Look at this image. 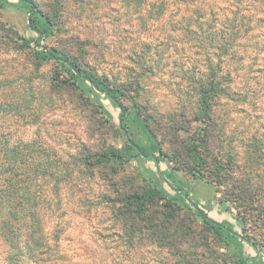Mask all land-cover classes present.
I'll return each mask as SVG.
<instances>
[{
	"label": "rangeland",
	"instance_id": "1",
	"mask_svg": "<svg viewBox=\"0 0 264 264\" xmlns=\"http://www.w3.org/2000/svg\"><path fill=\"white\" fill-rule=\"evenodd\" d=\"M31 1L54 24L53 36L42 42L43 48L56 49L120 89L123 107L148 117L164 153L170 152L166 132L175 116L196 104L198 86L192 80L207 74L208 60H215V47H209L212 43L201 44L198 34L177 29L195 30L193 24L198 23L211 38L226 27L229 13L225 9L236 0H200L207 14L201 21L196 11L199 0L177 6L169 3L168 12L160 15L157 4L156 15L146 13L145 2L157 3L154 0ZM211 6L222 12L210 14ZM28 21L22 5L0 6V134L10 139V146L32 143L25 153L37 147L53 164L68 170V178L58 182L56 207L47 225L58 238L64 264H239L237 250L212 237L198 216L185 210L175 213L169 229L172 240L181 241L183 254L173 255L139 235L127 236L115 208L125 195L152 185L151 177L158 175L155 165L139 159L115 175L100 167L93 170V176L89 168L82 167L90 156L124 146L119 110L103 96L83 95L78 88L83 85L68 83L67 74L55 62L37 63L32 56L34 47L25 43L32 36ZM250 34L241 48L243 59L234 64V83L225 86L231 89L233 100L224 99L217 113L226 126L225 144L236 164L231 173L235 179L221 186L206 173L199 179L183 171L176 174L192 186L193 198L208 209L210 217L243 221L245 234L263 253V264L264 28L251 29ZM199 126L192 123L182 136H197ZM137 140L143 142L140 135ZM172 166L167 158L160 162L162 170ZM248 175L253 188L246 185ZM232 182L244 184L257 199L238 200ZM0 264H5L1 253Z\"/></svg>",
	"mask_w": 264,
	"mask_h": 264
},
{
	"label": "trees",
	"instance_id": "2",
	"mask_svg": "<svg viewBox=\"0 0 264 264\" xmlns=\"http://www.w3.org/2000/svg\"><path fill=\"white\" fill-rule=\"evenodd\" d=\"M154 1L157 3L145 2L149 8L147 14L152 12L156 15V4L159 6L160 15L168 12L169 3L177 6L192 2ZM11 2L22 5L28 11V27L32 36L25 43L28 47H34V60L37 63L55 62L67 74L68 83L83 85L78 86L83 95L103 96L119 110V129L125 140L124 146L110 147L90 156L83 161L85 165L82 167L89 168L93 176V170L100 167L109 168L115 175L127 164L139 159L155 165L158 177L153 174L152 185L143 192L136 191L125 195L119 200L118 206H114L116 218L127 236L139 235L141 239L157 243L173 255L183 254L179 248L181 241L172 240L169 229L176 217L175 213L185 210L195 213L202 227L212 237L219 239L226 247L236 249L239 264H260L263 253L245 234L243 221L233 217L218 221L210 217L208 209L193 198L192 186L179 179L176 171H183L195 179L203 178L206 173L209 179L221 186L225 181L230 182L234 178L231 173H235L236 164L232 159L231 150L228 149V143L225 144V123L217 113L224 105V99L233 100L231 89L225 86H232L234 83V64L237 59H243L241 48L244 40L248 34L251 35V29L264 28V0H236L233 5H229L225 9L229 13H226V27L220 33H214L211 38L204 35L203 28L198 23L193 22L195 30L177 29L198 34L196 38L201 44L207 41L212 43L209 47H215V60H208L207 74H201L192 80L194 86H198L196 104L175 116V121L171 122L169 131L166 132L171 147L168 153H164L149 118L142 116L136 109L128 111L123 107L120 89L110 85L106 78H100L82 69L74 59L56 49L43 48L42 42L53 36L54 24L34 2L0 0V6ZM201 4L202 1L199 0L196 10L199 21L207 15ZM254 4L258 5V10ZM210 10V14L216 16L218 10L222 12L219 7L213 9L211 6ZM217 36H220L222 43L217 42ZM98 102L103 112L113 119L104 105ZM192 123L200 125L199 134L183 137L181 132L188 134ZM138 135L142 137L143 142L137 140ZM9 143L10 139L0 134V253L4 256V263L64 264L66 258L59 250L58 238L49 231L47 225L51 223L50 213L56 207L55 192L59 188L58 182L68 178V170L53 164L54 160L37 147L25 153V148H30L32 143L18 142L11 146ZM164 158L173 164L166 170L160 168V162ZM38 160L43 161L38 163ZM245 179L247 187L253 188V178L248 175ZM232 192L242 202L249 200L247 196L254 200L256 198V194L251 193L244 184L233 183ZM159 194L162 196L159 197ZM183 237H187L186 232Z\"/></svg>",
	"mask_w": 264,
	"mask_h": 264
}]
</instances>
